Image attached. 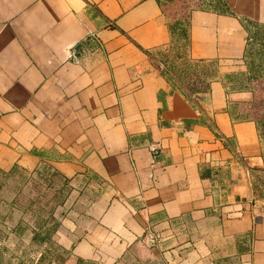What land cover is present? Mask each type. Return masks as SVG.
Returning <instances> with one entry per match:
<instances>
[{"label": "crops", "instance_id": "0c3cea01", "mask_svg": "<svg viewBox=\"0 0 264 264\" xmlns=\"http://www.w3.org/2000/svg\"><path fill=\"white\" fill-rule=\"evenodd\" d=\"M164 1L0 0V170L57 177L49 239L80 264H264L252 91L223 81L243 69V21L264 26V0L189 8L171 58Z\"/></svg>", "mask_w": 264, "mask_h": 264}, {"label": "rangeland", "instance_id": "374dc122", "mask_svg": "<svg viewBox=\"0 0 264 264\" xmlns=\"http://www.w3.org/2000/svg\"><path fill=\"white\" fill-rule=\"evenodd\" d=\"M216 5L217 0L163 2V14L173 39L172 50L166 54L168 58L174 57L183 43L187 10ZM243 24L247 31L243 69L223 77V81L229 86H244L252 91V100L244 117L252 119L257 126L262 163L252 167L248 176L255 198L264 201V26L248 20ZM178 62L179 67L186 65ZM215 68L214 63L203 65V77L215 76ZM194 74L189 69L183 75L190 91L195 89ZM63 190L57 177L41 165L0 170V264H80L48 241L50 231L65 207Z\"/></svg>", "mask_w": 264, "mask_h": 264}, {"label": "built area", "instance_id": "2783aa9c", "mask_svg": "<svg viewBox=\"0 0 264 264\" xmlns=\"http://www.w3.org/2000/svg\"><path fill=\"white\" fill-rule=\"evenodd\" d=\"M98 42V38L95 36V34L90 33L85 37L83 41L80 42L79 46L80 49L84 52H90L95 48V45L98 44ZM142 240L146 245L152 246L157 241V235L153 232L146 230L143 234Z\"/></svg>", "mask_w": 264, "mask_h": 264}, {"label": "trees", "instance_id": "16d2710c", "mask_svg": "<svg viewBox=\"0 0 264 264\" xmlns=\"http://www.w3.org/2000/svg\"><path fill=\"white\" fill-rule=\"evenodd\" d=\"M188 66H189V65H188ZM224 77H228V75H224ZM177 78L180 79V76L177 75ZM225 84H227V82H225ZM227 85H228V84H227ZM229 87H230V86H229ZM232 87H233V86H231V88H232ZM243 87H244V86L239 87V88H243ZM35 233H36V231L33 232V234H35ZM48 241L50 242V239H48Z\"/></svg>", "mask_w": 264, "mask_h": 264}]
</instances>
